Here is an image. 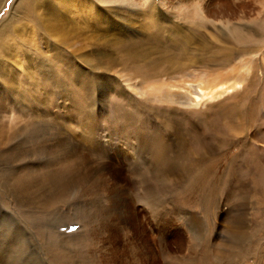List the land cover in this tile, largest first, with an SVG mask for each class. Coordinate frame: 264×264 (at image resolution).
Returning a JSON list of instances; mask_svg holds the SVG:
<instances>
[{
	"label": "rangeland",
	"instance_id": "1",
	"mask_svg": "<svg viewBox=\"0 0 264 264\" xmlns=\"http://www.w3.org/2000/svg\"><path fill=\"white\" fill-rule=\"evenodd\" d=\"M20 1L4 0L0 8V30L11 20L14 26L6 34L1 31L3 37H0V264H155L160 253L159 231L162 226V264H228L224 257L208 259L207 247L218 245L219 254H224L223 248H227L230 242L228 226L240 210L246 213L243 216L247 218L249 233L262 221L264 153L258 160L260 164H254L255 158L238 159L239 148L229 153V149L223 151L225 159L218 163H205L204 166L213 171L205 177L215 178L216 182L212 203L207 201L206 205L199 200V194L187 187L203 171L202 167L197 168V163L187 162V159L179 160L180 166L184 164L187 169L170 171L166 175L161 227L144 203L137 200L140 191L135 187V192L131 190V199L123 201V208H132L131 217L132 212L138 214V221L145 230L142 235L131 232L125 222L114 218L113 224L118 226L119 233L117 231L111 237L98 221L100 216L95 217L97 203L80 209L84 205L82 189L73 197L67 194L66 204L61 203L58 200L63 196L57 184L52 193L56 191L53 202L58 201V207L49 213L38 205H27L26 213L31 218L25 219L21 213L23 210L13 199L18 184L13 178L35 182L33 191H38L42 187L40 175L53 173L54 176L59 169L68 166L77 170L81 165L80 158L88 154L89 160L82 168L101 170L100 177L120 189L127 187L129 190L130 185L140 181L139 165L150 157L144 153L147 150L140 152L139 149V138L147 136L145 133L149 136L157 132L169 142L171 156H179L177 151L183 142H191L189 134L196 122L194 109L156 101L155 94L176 83L172 78L182 75L178 68L184 61L193 62L191 72L211 69L218 73L217 58L226 53L232 55L229 69L252 60L253 76L258 79L253 85L252 102H264V47L258 52H240L232 36L225 40L221 31L240 25L252 29L259 26L264 21L262 0H85L86 7L69 9L59 0H46L44 7L53 4L52 9L55 5L61 12L60 16L55 15L61 19H51L49 26L37 17L26 18L17 8H21ZM184 4L196 6L197 10L193 6L187 8V12H196L197 17L207 24L202 30L206 36L204 41L194 39L188 47L181 49L170 40V33L158 36V41L153 40L156 32L151 25L155 19L170 27L183 23L184 33L192 37L189 30L192 25L180 19ZM172 36L177 41L176 36ZM254 37L258 42L262 36L254 34ZM248 76L251 78V74ZM125 77L134 79L143 90L142 96L129 86ZM242 105L243 102L239 101L235 104L241 108ZM259 109L264 110V104ZM176 126L188 137L184 138L186 141L182 142L183 137L177 141L182 143L180 146L174 137H170ZM253 131L250 127L234 139L248 137ZM109 149L113 157L110 160L107 158ZM148 163L147 170H153L152 163ZM235 167L240 170L238 176L244 171L245 175L242 176V188L232 189L229 185L236 181L232 178ZM46 215L54 220L50 218V223L47 222ZM131 217L128 215L125 220ZM53 221L56 224H52ZM196 224L200 227L197 228ZM84 225L93 234L91 238H87ZM52 230L56 232L54 246L47 235ZM14 231L25 234L18 239ZM259 236L263 247L257 252L262 254L247 252L249 259H239L238 264H264V233ZM248 245L251 248L256 244L250 241L243 247Z\"/></svg>",
	"mask_w": 264,
	"mask_h": 264
},
{
	"label": "bare ground",
	"instance_id": "2",
	"mask_svg": "<svg viewBox=\"0 0 264 264\" xmlns=\"http://www.w3.org/2000/svg\"><path fill=\"white\" fill-rule=\"evenodd\" d=\"M45 1L46 0H21L20 1L21 8L17 7V6L16 7L24 12L26 18H29V16L32 18L37 17L39 19H42L41 21L47 23V25L49 26V24L51 23L50 20L51 19L57 20V18H60V17L55 16V15H59V13L61 14V12L59 10L60 8H58V7L55 8V5H54V9H52L53 4H48L47 7H44ZM59 1L66 7V9H69L70 7H76V6L86 7L85 5L87 3V1H85V0H59ZM97 1L102 2V0H97ZM123 1L127 2L128 0H121V2H123ZM134 1H136V0H134ZM260 1L261 0H259L257 2H260ZM3 2H4V0H0V8H1ZM50 2H53V1H50ZM60 2H58L59 5H60ZM262 2L264 3V0H262ZM20 4L18 6H20ZM233 4L234 3H232V5ZM193 6L194 5H192L190 7H189V5H185V7L183 6L182 11H181L182 14H180L181 20H185L186 22L188 21L189 24L192 25V27L189 28L190 32L192 33L191 34L192 37L187 36L184 33L183 29L185 27L183 26V23L177 25V27H170V26L165 25L164 22L158 21L157 19H155L154 23L151 25V26H153V28H155V32H156L153 35V40L159 39L158 36L164 37L165 33H167V34L170 33L169 34V35H171L170 40H173V43L174 42L177 43V46L180 47L181 49L188 47L189 46L188 44H190L194 39L199 40V41H204L206 36L202 30H203V28H205L207 26V24L205 23V21H203L202 19L197 17L196 12H193V13L192 12L189 13L190 11L187 12V10H188L187 8L190 9ZM193 9L197 10L196 6H194ZM43 10L45 11V13ZM61 11H64V10H61ZM122 11L126 12L124 10H122ZM263 16H264V11H263ZM11 24H13V20H11L10 23H7L6 27L3 26L4 27L3 30H0V34H1L0 37H3L2 33L10 31L11 29H14V26L12 27ZM50 28H52V27H50ZM173 28H174V30H173ZM43 29H44V27H43ZM16 30L18 31V27L16 28ZM1 31H2V33H1ZM221 31H222V36L224 37L225 40H227V37H229V35L232 36L234 43H236L235 46L237 47L238 51H240V52H243L246 54L252 53L254 51L258 52L259 49L264 47V21L259 26H256L253 29L251 27L248 28L246 26L244 27L243 25H240L238 27L234 26L233 28L232 27L228 28V30H221ZM254 34H258V35L260 34L262 36L258 42H257V40H255ZM172 35L176 36L177 41H175L176 39H173ZM21 38H22V36H21ZM156 41H158V40H156ZM33 44H35V43H33ZM31 47H33V46H31ZM202 48L203 47H201V49ZM22 49L24 50V48H22ZM262 55H263L262 59H264V51H263ZM231 61H232L231 53L230 54L226 53V55H224L223 57L217 58L216 63L218 64V66H220V70L218 69V73H213V71L211 69H209V70L202 69L201 71L194 70L191 72L190 68L194 67L193 62H190V60L184 61L180 65V67L178 68L180 70L179 74L182 73V75L179 77H173L172 78L173 80H176V83L174 85H172V84L168 85L167 88H162L163 90L160 89V92L155 94V100L156 101H160L164 104L166 103L169 105L170 104L171 105H178V107H182V108H186V109H194V113L196 115V122L194 123V126L192 128V133L189 134L191 137V142L190 143L189 142H183V141H186L185 139L186 138L188 139V137L185 136V133L181 134V132L177 129V126L172 131V134H170L171 135L170 137H174L175 139H173V140H175L176 142L179 141L180 138L183 137V139H182L183 144L177 142V144L179 146H180V144H182L180 146L179 150L177 151L179 156H177L176 158L171 156L170 153L172 151H171V146H170L169 142H167L166 140H163V138H161V136L157 132H153V133L149 134V136H148V133H145V134H147V136H141L140 135L141 137L139 138V142H140V148L139 149H140V152L147 150V152H144V153H145V155H148L150 157L148 159H145L146 162H144L142 166L139 165L140 167H138V169L139 170L141 169L139 171L140 172L139 173L140 181L136 180L138 183L136 184V182H135L132 185H130L131 187L129 190H126V189H128L127 187H126V189H120L119 187H117V185L110 184L108 179L106 180V179L100 177L102 175L101 170L91 171L87 167L82 168V165L87 163L89 160L88 154H87V156H83L80 158V161H81L80 164L81 165L78 169L76 168L77 170H75V167L67 165L68 167H63V168L59 169L57 171V173L54 174V176H53V173H48V174L45 173L44 175H40L39 180L41 182L42 187H41V189L39 188L38 191H33V186L36 184L35 182L33 183L30 181L31 183H29V182H27V180H25L23 178H20L17 181L16 178H13V179H15V182L18 183L17 185H15L16 190H14V191L16 192V196L13 199H14V202L17 205H19L21 207V209L23 210L21 212V213H23V217L25 219L31 218L29 213H26L27 210L25 209V206H27V205L28 206L30 204L38 205V207L40 209H42L44 211H49V213H50L51 210L54 211L55 208L58 207V204H57L58 201H60V202L62 201L64 204H66V197L68 196L67 194L70 193L71 197H73V196H75V194H77L78 190L82 189V195L84 196V199H83L84 205L80 209L87 208V206L92 207V206H94L95 203H97L98 206L96 208L97 210H96L95 217H97V215L100 216L98 221L100 222V224H102V226L104 228L103 230H106L110 235H112L111 237H113V235L117 234V231L119 233V230L117 229L118 226H114V224H113V222L115 221L114 218H116L118 221L125 222L126 226L128 225L129 227H131V230H132L131 232L142 235L145 233V230L143 229V226L138 221V217H137L138 214L132 212V217H131L130 216V212H131L130 210H132V208L131 209L123 208L125 205V203H123V201H125L129 198L131 199V195H130L131 190L134 189V192H135V187H137L138 190L140 191L139 195H137V200H139V202H143L146 209L147 208L149 209L148 211H150V215L153 217V219L155 221H158L159 226L162 225L163 224L164 196H165L166 191H167V183H166L167 177H166V175L170 171L172 173H174L176 170L185 171L187 169L184 166V164H183V167H181L179 164V160H181L182 158L187 159L186 160L187 162L191 161L193 163L194 162L197 163L198 164L197 168L202 167V170H203L200 174H198L196 180L193 183L191 182V184L189 186H187L189 191L199 194V200L202 201V203H205V205H206L207 201H209V203H212V197L214 196L213 191L216 190L214 184L216 182H214L215 178H213V180H211V179L205 177L209 173H211V172L213 173L212 169H209V166H207V167L204 166L205 163H207V162L218 163L223 158L225 159V157H223L224 156L223 151L229 149L228 150V153H229L232 149L239 148L238 150H239L240 156H238V159L244 158L246 160V157H247L248 159L250 158L252 160V158H255L254 164H256L257 162H258V164H260V162L258 160L260 159V157L263 156V153H264V128H263L264 127V110L259 109V107H262L264 102H261V101L252 102V98H253L252 90H253V87L255 86V84L258 82V79L256 78V76H253V71H252L253 62H252V60L251 61L249 60L246 62L244 61L242 66H239V67L237 66V68H232V69L230 68L229 69V64ZM225 68H227V70H224ZM250 74H251V78H249V76H248ZM25 76H27V75H25ZM35 78H36V76H35ZM133 80L134 79H132L131 77L126 78V81L128 82L129 86H131L135 91L139 92L142 96L143 90L138 85H136ZM11 81H12V79H11ZM13 81H15V79H13ZM263 84H264V81H263ZM263 92H264V86L262 88V93ZM144 93H145V91H144ZM261 95H260V97H258L259 100L261 98ZM150 100H152V99H150ZM238 101L243 102L242 108H241V106H239V107L235 106V104L238 103ZM176 119H178V118H176ZM168 122H170V121H168ZM182 123H184V122H182ZM179 125H181V124H179ZM37 127H38V125H37ZM126 127H127V125H126ZM137 127L138 126H136V128ZM250 127H251V130H254L252 134H249L250 136L248 135V137H245V138L241 137V138H239L240 140L238 138H237L238 140L234 139L236 137H239V135H241V133H243V131H247L248 128L250 129ZM133 128H134V126H133ZM137 131H138V129H137ZM134 133H135V136L138 135V134H136V131H134L133 134ZM164 138H166V137H164ZM65 140L67 141V139H65ZM137 141H138V139H137ZM68 142H69V140H68ZM2 143L6 144V142L5 143L2 142ZM61 143H64V141H62ZM61 145L62 144H60V146ZM66 145L67 144H65L64 146H66ZM185 145H187V148ZM51 147H53V145ZM188 147H190L191 149ZM68 148H70V147H68ZM63 151L64 150H62L61 152H63ZM99 153H101V152H99ZM108 153L109 154L107 155V158L113 159L110 149H109ZM138 154L139 153H137V155ZM124 155H125V153H124ZM135 155H136V153H135ZM59 156H61V155H59ZM67 157H69V156L67 155ZM14 158H16V157H14ZM61 161H64V160H61ZM21 162H22V160H21ZM114 162H117V161L115 160ZM148 162L152 163L151 167H153V170H152V168H150L151 171L147 170V168H146V164ZM193 163H191V165ZM203 166L205 168H203ZM252 166H253V164L251 165V167ZM253 168H254V166H253ZM14 169H16V168H14ZM27 169H29V168H27ZM37 169H38V167H37ZM29 170H27V172H29ZM232 172H233L232 178H234V180H236V181L232 182L231 184L229 182H227L228 185L230 184L229 187L232 189L239 188V187L242 188V183H243L242 182V176L245 175V171L242 172L240 176H238L237 174L240 173V170H237V168L235 167V171L232 170ZM236 175L238 177H236ZM251 177H252V175H251ZM183 178H185V177H183ZM6 181L7 180H5V182ZM56 184L58 185V187H61L60 188L61 195L64 198L62 197L57 202H53V199H55V192L56 191L53 192L54 194L52 193V191H53V189H55L54 186ZM43 186H44V188H43ZM3 194H5V193H3ZM68 198H69V196H68ZM41 202H42V204H40ZM209 203H208V205H209ZM126 205H127V203H126ZM128 205H129V203H128ZM131 206H133V205H131ZM125 207H127V206H125ZM24 210H26V211H24ZM85 211H82V212H85ZM245 214L246 213L244 211L240 210V214L237 216V218L230 222V226H228V233H229V237H230V242H229V245L227 246V248H223L224 254L223 255L219 254V252H220L219 247L220 246H218V245H216L212 248L207 247V253L205 251L204 252L207 254L206 257L208 259L214 257L216 260H219V257H224V260L226 258L228 259V261H229L228 264H238L237 260H239V259H244L245 261L249 259V257L247 256V252H250L251 255H255L257 253L262 254L261 251L260 252H257V251L260 250L261 247H263L262 240H261L259 234L262 232L264 233V217L262 218V221L259 222L260 224L259 223L256 224L255 227L253 225V227H254L253 231L251 233H249V229L247 228L248 226H247V222H246L247 218L245 219L243 216ZM128 215L131 218H129V220L126 221L125 219H127L126 217ZM50 218L54 220V218H52V217H50ZM50 218L47 217V215H46V221L49 223H50ZM9 219H11V218H9ZM130 220H131V222H130ZM54 222L55 221H53L52 224H56ZM162 227H161V230L159 231V234H160L159 243L161 244L160 253H159V257H158L159 259L157 258L155 260V264H162L161 263L162 262V249L161 248L163 246V239H164ZM196 227L198 228L200 226H198V224H196ZM4 228L6 229V226ZM114 229H116V231ZM121 229H123V228H121ZM83 230H85L86 234H88V235H86L87 238H91L93 236V234H90V230L87 228L86 225L83 226ZM197 231H196V233H197ZM14 232H15V234H17L15 237L18 239H21V236H23L25 234L24 233L22 235V233H21L22 231L21 232L14 231ZM54 233H56L55 230L54 231L53 230L48 231V233H47V235L50 236L52 239L51 245L57 243V241L55 240L56 236H54ZM197 235H198V233H197ZM53 241H55V242H53ZM250 241H253L254 244H256V245H254V247L252 246L251 248H250V245H248L250 249H248V246L243 247V244H245V243L248 244V242H250ZM251 249H253V252Z\"/></svg>",
	"mask_w": 264,
	"mask_h": 264
}]
</instances>
